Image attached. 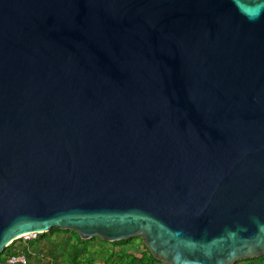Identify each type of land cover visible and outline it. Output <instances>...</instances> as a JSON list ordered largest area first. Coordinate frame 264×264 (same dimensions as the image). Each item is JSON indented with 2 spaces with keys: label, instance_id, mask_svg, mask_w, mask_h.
I'll return each mask as SVG.
<instances>
[{
  "label": "water",
  "instance_id": "95a60500",
  "mask_svg": "<svg viewBox=\"0 0 264 264\" xmlns=\"http://www.w3.org/2000/svg\"><path fill=\"white\" fill-rule=\"evenodd\" d=\"M52 228L264 254V0H0V253Z\"/></svg>",
  "mask_w": 264,
  "mask_h": 264
},
{
  "label": "trees",
  "instance_id": "16d2710c",
  "mask_svg": "<svg viewBox=\"0 0 264 264\" xmlns=\"http://www.w3.org/2000/svg\"><path fill=\"white\" fill-rule=\"evenodd\" d=\"M71 233L69 240H52V235L56 232ZM135 238L122 239L109 242L113 245L107 248L103 243L108 241L99 237L83 239L80 234L70 229L52 228L45 233H38L35 238L27 239L26 245L21 247L20 241L15 240L5 247L0 253L3 260L12 257H24L29 264H98L97 255L103 254V264H154L157 259L147 247L140 257L134 252H127L125 246L130 244ZM96 240L101 241L98 248L92 247ZM115 247H120L119 250ZM260 259V264H264V254L259 257L239 259L235 264H255ZM257 264V263H256Z\"/></svg>",
  "mask_w": 264,
  "mask_h": 264
},
{
  "label": "rangeland",
  "instance_id": "374dc122",
  "mask_svg": "<svg viewBox=\"0 0 264 264\" xmlns=\"http://www.w3.org/2000/svg\"><path fill=\"white\" fill-rule=\"evenodd\" d=\"M37 235H31V236H23L22 238H19L18 241H20V244H21V247L25 246L26 245V242H27V239H30V238H35ZM70 236H71V233L69 232H60V231H56L53 235H52V240L54 241H60V240H69L70 239ZM135 239L128 245L125 246V250L127 252H134L135 254H137L138 257H140L142 255V253L145 251H147V247H146V244L144 242V240L142 239V237L140 236H135L134 237ZM98 244H102L101 241L99 240H96V242L93 243L94 246L92 247H95V248H98ZM103 245L107 248H111L113 247V245L109 242L107 243H103ZM115 249L119 250L120 247H115ZM102 258H103V254H99L97 255V262L98 264H103V261H102ZM260 259H258L255 264H260ZM154 264H166L165 262H159V261H155Z\"/></svg>",
  "mask_w": 264,
  "mask_h": 264
},
{
  "label": "built area",
  "instance_id": "2783aa9c",
  "mask_svg": "<svg viewBox=\"0 0 264 264\" xmlns=\"http://www.w3.org/2000/svg\"><path fill=\"white\" fill-rule=\"evenodd\" d=\"M28 235L31 236V235H37V234H28ZM10 260H24V261H26V259L24 257H12Z\"/></svg>",
  "mask_w": 264,
  "mask_h": 264
},
{
  "label": "snow or ice",
  "instance_id": "6c2138e0",
  "mask_svg": "<svg viewBox=\"0 0 264 264\" xmlns=\"http://www.w3.org/2000/svg\"><path fill=\"white\" fill-rule=\"evenodd\" d=\"M259 9H249V12L252 13L253 15L257 14Z\"/></svg>",
  "mask_w": 264,
  "mask_h": 264
}]
</instances>
